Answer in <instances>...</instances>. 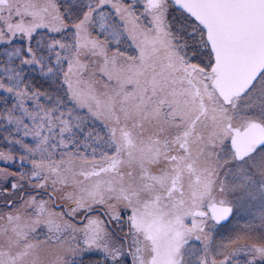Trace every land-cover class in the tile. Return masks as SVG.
I'll list each match as a JSON object with an SVG mask.
<instances>
[{
	"label": "snow or ice",
	"instance_id": "obj_1",
	"mask_svg": "<svg viewBox=\"0 0 264 264\" xmlns=\"http://www.w3.org/2000/svg\"><path fill=\"white\" fill-rule=\"evenodd\" d=\"M0 264H264V0H0Z\"/></svg>",
	"mask_w": 264,
	"mask_h": 264
}]
</instances>
